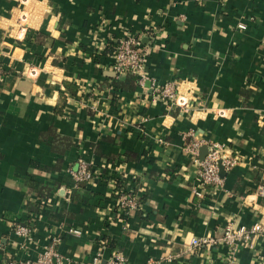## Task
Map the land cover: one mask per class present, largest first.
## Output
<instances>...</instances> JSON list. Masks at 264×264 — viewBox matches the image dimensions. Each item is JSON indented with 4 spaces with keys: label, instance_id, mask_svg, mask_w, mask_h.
Instances as JSON below:
<instances>
[{
    "label": "crops",
    "instance_id": "obj_1",
    "mask_svg": "<svg viewBox=\"0 0 264 264\" xmlns=\"http://www.w3.org/2000/svg\"><path fill=\"white\" fill-rule=\"evenodd\" d=\"M129 35L186 106L113 71ZM0 70V260L36 261L61 236L62 264H224L225 246L193 239L264 225V0H0ZM195 141L238 159L222 185L199 184ZM82 160L107 178L76 186ZM115 174L136 211L117 207ZM237 260L264 264V237Z\"/></svg>",
    "mask_w": 264,
    "mask_h": 264
},
{
    "label": "built area",
    "instance_id": "obj_2",
    "mask_svg": "<svg viewBox=\"0 0 264 264\" xmlns=\"http://www.w3.org/2000/svg\"><path fill=\"white\" fill-rule=\"evenodd\" d=\"M238 28L246 30V24H239ZM151 33V32H150ZM147 48L142 43L140 36L129 35L126 38L118 41L114 45V62L113 71L117 75L126 73H134L137 77V84L141 89L155 88L159 96L179 106H186L187 99L179 93V83L177 81H169L164 84H159L155 80L149 79V74L146 70ZM2 72L0 70V78ZM148 83L150 86H148ZM202 146L201 141H195L187 147L190 153L193 154L195 160L200 165L199 184L201 187L210 186L217 187L223 184V178L220 175V167L229 171L238 163V159L225 154L222 148L216 144L209 145V153L203 161H199V149ZM76 186L81 184H93L96 181L107 178V174L102 170H95L90 163L82 160L79 162L77 171L74 172ZM109 178V177H108ZM123 174H115L109 182L114 189V198L117 207L125 213H131L138 209L139 203L132 191L119 189L118 182L124 181ZM195 194L202 196L197 189ZM257 194L264 196V187H260ZM14 231L17 236L27 240L33 239V226L16 223ZM67 234L80 235L81 231L76 227H68ZM264 237V225L261 222H256L252 225H235L228 223L224 227L223 236L220 239L206 237L203 239L194 238L193 246H219L223 245L227 248L224 264H238L237 253L241 247H246L251 250L255 249L258 241ZM62 237L55 236L52 238L51 245L36 259V261H17L15 259L0 260V264H62L61 256L57 251V246L61 243ZM89 264H133L124 256L118 255L103 261L100 255H97Z\"/></svg>",
    "mask_w": 264,
    "mask_h": 264
},
{
    "label": "water",
    "instance_id": "obj_3",
    "mask_svg": "<svg viewBox=\"0 0 264 264\" xmlns=\"http://www.w3.org/2000/svg\"><path fill=\"white\" fill-rule=\"evenodd\" d=\"M148 86H150L149 83H148ZM208 153H209V146L208 145L203 146L200 149V152H199L200 160L203 161L205 159V157L207 156ZM221 168H222V166H221Z\"/></svg>",
    "mask_w": 264,
    "mask_h": 264
},
{
    "label": "trees",
    "instance_id": "obj_4",
    "mask_svg": "<svg viewBox=\"0 0 264 264\" xmlns=\"http://www.w3.org/2000/svg\"><path fill=\"white\" fill-rule=\"evenodd\" d=\"M122 184V183H121ZM120 185V184H119ZM35 217V216H34ZM25 225H29V224H25Z\"/></svg>",
    "mask_w": 264,
    "mask_h": 264
}]
</instances>
